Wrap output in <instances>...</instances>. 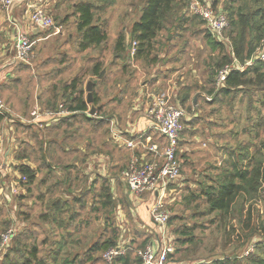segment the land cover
Returning <instances> with one entry per match:
<instances>
[{"label":"crops","instance_id":"obj_1","mask_svg":"<svg viewBox=\"0 0 264 264\" xmlns=\"http://www.w3.org/2000/svg\"><path fill=\"white\" fill-rule=\"evenodd\" d=\"M136 1L86 2L93 6V13L96 12L94 22L106 26L110 40H115L123 34L127 43L131 26L138 20L135 18ZM58 2L59 0H15L8 9H4L0 4V99L8 110V113L0 118V159L7 161L17 171V175L19 174L17 178L21 184L11 182L15 185L11 187L18 191L19 198L24 201L21 210L23 219L27 218V222L34 228H68L74 225L75 221L69 219L70 215L86 206L90 192L107 187L112 199L121 196L122 190L121 197L126 200L131 213V217L126 218L124 214H119L122 213L121 207L115 206L113 212L116 216L110 218V221L114 227H123L122 231L124 229V235L121 234L115 241L119 245L131 242L133 244L137 240L147 238L146 244L159 246L162 239L160 231L152 223L149 213L154 194L145 193L138 199L129 196L120 171L132 156L142 153L141 149L125 146L124 140L140 134H144L150 142L158 140L157 134L149 127L144 112L151 95L168 92L164 91V83L161 80L164 77H159L160 72L152 74L150 67L142 69L137 63L129 66L128 63L132 59L129 57L131 44H128L125 63L122 62L118 66L110 64V69L105 68L102 78L94 79L97 94L102 99L98 105L103 106V112L96 113L95 107L86 103V116L95 119L92 130L88 122L82 120V113L76 111L52 117L45 116L42 112L38 113L37 117L31 115L35 108L40 111L54 109L49 105L50 101L54 102L52 96L59 94L61 99L62 93L67 91L64 86L76 76V72L70 73L69 62H66L68 53L83 55L89 52V48L81 51L77 45L72 46V51H69L71 48L67 43L60 45L61 52L59 51L57 57L53 54L45 57L47 51H53L45 44L51 34H45V28L31 25L29 15L36 6L61 7ZM76 3L78 2H71L73 11ZM77 16L70 14V19L76 21ZM66 18L67 15L63 16V21ZM57 28L54 26L52 34L60 37L61 33ZM18 31L26 33L30 38L32 59L29 63L15 59L14 39ZM123 64L128 65L134 75L124 77L120 71ZM87 82L84 85L85 102ZM187 87L188 85L183 83L174 93L171 91L174 94V104L181 107V101L193 112L191 114L183 108L184 133L191 130L190 127L194 123L198 124L203 119V111L205 123H213L212 110H219L220 107V103H204L201 99L203 95L198 97V94H187ZM170 89L172 90V87ZM165 95L170 99L168 94ZM200 102L205 106L202 107L201 114L197 115L196 112L201 110ZM58 103L60 104V101ZM92 106L94 114L90 116L89 110ZM192 139L196 140L197 134ZM187 161L189 163V160ZM20 166L34 170L35 178L31 184L22 181L24 176L19 173ZM6 171L0 168V177H5ZM189 171L184 163L183 173L179 178L184 181L190 176ZM13 173L16 176L14 170ZM1 191L2 187L0 193ZM83 196L85 206L73 201ZM46 213L49 215L48 219L45 218ZM126 228L132 229L131 233L127 232ZM57 235L56 232L55 238ZM63 238L62 243H65L69 238L68 232Z\"/></svg>","mask_w":264,"mask_h":264},{"label":"rangeland","instance_id":"obj_2","mask_svg":"<svg viewBox=\"0 0 264 264\" xmlns=\"http://www.w3.org/2000/svg\"><path fill=\"white\" fill-rule=\"evenodd\" d=\"M72 1L80 2V0H59L57 4H60L61 7L55 8L53 5L45 7L54 24L45 28L46 30L44 31L45 34H51L45 44H48L53 49V51H47L45 57L51 56V54L57 57L61 44L68 43L69 48H71L69 51H72V46H78L80 35L76 32V21L75 19H70V14H75L70 7ZM89 1L96 2V0ZM223 1L217 0L219 3ZM185 2L186 4L180 3L173 6V13L169 14V21L172 20L171 23H167L165 29L157 36V44L156 47L154 46L155 50L151 53V56H155L156 61L149 63L148 58L145 62H137V64L142 69L150 67L154 75L156 72H160L159 77H164L161 78L164 83V91H168L164 92L163 95L168 94L169 100L172 101L173 93L185 83L188 85L187 94L192 96L198 94V97L203 95L201 99L207 105H210L212 100H216L215 103H221L222 111L218 114H213L215 126H211L205 123V111L202 112V107L205 104L200 102L201 110H198L196 114L199 115L202 112L203 119L198 124L194 123L193 126H189L191 130L185 133L184 131L181 132L178 146V157L182 162L181 173H183V165L185 163L190 170L188 173L190 176L186 177L184 181L181 178L178 179L177 183L171 187V192L165 203V209L168 211L169 218H171V220L169 219L170 222L167 221L165 226L168 234L165 238L170 241L174 251L180 250V253H175V260H171L167 264H212L215 260L233 259L234 257L244 260L245 255L251 252L255 245L264 243V238L258 233H253L246 237L242 245H225L226 239L223 231L225 219L217 211H210L207 205L204 204L203 199L195 196L200 190L198 184L209 185V181L206 180L207 176L214 177L216 167L219 164L226 166L228 163L226 152H216V148L220 144H226V148L238 149L240 147L243 148L247 142H252L247 137L251 133L248 132L246 134L245 131H254V129H251L252 125L256 120L264 118V76L259 77L262 78L259 85H254L257 79L254 74L249 73L248 77H253L254 80L252 84L233 87L230 94L223 97V101L218 100L219 98L215 96L217 90H219L215 85V75L220 68L215 72L216 63L222 55H228L230 60L232 59L233 45L230 38L232 32L230 23L225 31L227 41H225V47L221 55L218 51L211 50L207 46L203 24L198 18L188 12L189 0ZM144 3L145 0L136 1V19L139 18ZM66 15L67 18L63 21L62 17ZM54 26L58 27V32L61 33L60 37L57 34H52ZM246 39L247 42L250 36H246ZM130 43L133 42L129 38L127 44ZM243 50L244 52L246 51L245 48ZM107 53V51L101 49V46L91 48L89 52L83 55L75 52L68 53L66 62H69L70 73L76 72V76L81 78L79 87L82 86L83 90L87 81L97 79V76L92 73V67L95 62L104 58ZM107 56L108 58L103 67L104 70L110 69V61L118 65L123 62L120 59H114L111 54ZM91 58L92 60L94 58L92 62L88 60ZM128 64L129 66L136 64L134 58ZM126 68L127 71L121 73L124 77L134 75L128 65H126ZM260 72L264 73V66ZM170 87H172V90ZM210 90L211 92L214 91L212 95H209ZM55 99L61 103L63 102L59 94L55 95ZM178 100L180 101L181 99L179 98ZM172 104H174L173 101ZM180 104L186 112L193 114L184 103L180 101ZM59 105L66 109L63 103ZM88 126L90 130L94 128L91 122H88ZM13 128H16V126H13ZM229 130L237 131V137H227L224 140L214 142V136L222 137L218 133L229 132ZM196 134V140L198 141L192 139ZM256 140L255 138L253 142H256ZM183 160H189V163ZM0 168H4L5 171L8 170L5 177H0V188L2 187L0 193V264H22L29 257L28 253L32 247H37L38 257L45 259L49 264H114L112 262L113 259L108 262L103 254L108 249L119 244L115 241L112 243L113 246H106L105 240L110 233L109 230L105 231L104 223L105 218L116 216L115 212H113L116 205L121 207L122 213L119 214H124L126 218L131 217L127 202L121 197L123 195L122 190L121 196H115L112 199V205L108 208H104L100 199L96 197L98 190L91 191L86 206L75 216L74 225L62 230L47 229L48 227L39 229L34 228L26 219H23L21 210H23L24 201L19 198L18 191L13 190L11 187L15 186L11 182L19 183L17 178L19 174L17 175V171L13 166H10L2 158L0 159ZM13 170L16 172V176ZM122 188L123 186L120 189ZM261 201L262 203L260 204L264 210V199ZM119 228H116L118 237L121 234L124 235V229L123 231L121 230L123 227ZM126 230L131 233L132 229L126 228ZM8 231L12 232L13 236L6 243H1V236ZM181 231L186 232V235L182 234ZM56 232L58 234L57 238L54 236ZM66 232H68L69 238L65 243H62ZM41 238H45V243H39ZM186 238H192V242L183 246L177 243V240ZM95 244L98 245V249L92 251ZM131 259L134 260L132 257ZM134 262L132 261V263Z\"/></svg>","mask_w":264,"mask_h":264},{"label":"trees","instance_id":"obj_3","mask_svg":"<svg viewBox=\"0 0 264 264\" xmlns=\"http://www.w3.org/2000/svg\"><path fill=\"white\" fill-rule=\"evenodd\" d=\"M185 1L186 0H145L144 6L141 9V14L138 20L131 26L129 33V38L135 43V53L134 55H129L131 59L134 58L136 63L145 62L148 58L149 63L156 61L155 56H151V53L155 50L157 36L165 29L167 23H171L172 20L169 21V14L171 15V13H173V6L180 3L186 4ZM211 1L215 8L217 7L226 14L232 31L230 38L233 45L234 56L240 62H244L250 58L264 34V0H224L222 3L217 2V0ZM92 9L93 6L86 1L75 4L74 13L78 15L75 28L76 32L80 35L78 43L79 50L83 51L89 48L90 51L91 48L101 46L103 51L108 52L104 58L95 62L92 67L93 75L98 77L105 66L108 54H111L114 59H120L121 62L126 61V47L128 44L123 34L117 36L115 40H110L106 31V26L94 22V13ZM195 17L203 24L206 32L207 46H209L211 50H216L222 55L225 41H218L212 37L209 31H207L205 23L199 17ZM232 33L234 34L232 35ZM246 36H250L247 42ZM243 48L246 49L245 52ZM88 60L92 62L94 58L93 60L92 58ZM228 62H230L229 56L222 55L220 60L216 63L215 72ZM110 63L111 66H118L115 62ZM263 66L264 64L262 63H256L243 71H231L225 80L224 86L217 90L215 96L219 98L218 100L223 101V97L229 95L233 87L252 84L254 80L253 77H248L249 73L254 74L257 79L254 85H259L262 79L259 77L264 76V73L260 72ZM120 71L121 73L126 72V65L123 64ZM80 82L81 78L75 76L64 86V90L69 92L64 91L62 93V103L69 111L82 113V120L94 123L95 119L85 114L87 105L85 102L84 90L82 86L79 87ZM211 90L209 91V95L214 93V91L211 92ZM114 98L117 97L114 96ZM51 99L54 102L51 103L50 101L49 105L54 108L57 107L59 103L56 101L55 95L52 96ZM101 100V97L97 94L95 82L92 86V103L90 105L95 107L96 113L103 112V106L101 107V105H98ZM211 102L210 105L215 103L216 100H212ZM62 103L60 102V104ZM221 111V103L219 110H212L213 114H218ZM1 117L4 116L0 115V118ZM214 121L212 124H208L215 126ZM251 129H254V131L246 130L245 133H251V135H247V137H249L252 142H247L243 148H226V144H220V146L216 148V152H226L228 163L226 166H221V164H219L215 169L216 174L214 177L207 176L206 180L209 181V185L203 186L202 184H198L200 190L195 196L203 199L204 204L207 205L210 211H217V213L222 215L223 219H225V223H223V231L226 239L225 245H242L246 237L253 233H258L264 238V210L260 204L262 203L261 200L264 199V137L262 138L264 134V118L256 120ZM218 134L222 135V137L214 136V142L224 140L227 137L234 138L238 135L237 131L233 130ZM255 138L257 140L253 142ZM228 149L230 150L229 152ZM243 162H245V164H243ZM210 168L213 169L211 166ZM19 173L25 177V184H31L34 181V170H31L29 167L20 166ZM96 197L100 199L101 205L104 208H108L112 205V197L107 187H102L97 191ZM73 201L78 205L85 206L84 196L81 198L78 197ZM59 209L60 207L58 210ZM79 213L80 209L72 212L69 219L73 222L75 216ZM48 216L49 215L46 213L45 218L48 219ZM169 219L171 220V218ZM169 219L168 221L170 222ZM104 224L105 231L109 230L110 233L108 235L109 237L105 240V244L108 247L113 246L112 243L118 238L117 229L113 226L109 217L105 218ZM181 233L186 235V232L181 231ZM146 240L147 238H143L141 241L137 240L133 242V244H131L132 242L129 243L126 246L124 254L117 255L113 258L112 262L114 264H141L136 255V249L143 248L146 244ZM44 241L45 238H41L39 243H45ZM191 242L192 238L177 240L180 246ZM96 249H98V245L95 244L92 251ZM254 249L245 255L246 257H244V260H239L234 257L233 259L226 258L223 260H215L212 264H264V243H258L255 245ZM260 250L261 252L259 253ZM175 253H180V250H175L173 254L168 257L167 262L175 260ZM28 254L29 257L22 264H49L45 259L38 257L37 247H32ZM131 257L134 260H132ZM132 261L135 262L132 263Z\"/></svg>","mask_w":264,"mask_h":264},{"label":"built area","instance_id":"obj_4","mask_svg":"<svg viewBox=\"0 0 264 264\" xmlns=\"http://www.w3.org/2000/svg\"><path fill=\"white\" fill-rule=\"evenodd\" d=\"M15 0H0L4 9H8ZM188 11L199 17L204 23L207 31L218 41H227L225 31L229 20L226 14L212 5L211 0H189ZM29 22L33 26L48 28L53 26V19L47 13L44 6H36L29 15ZM15 59L29 63L32 59V44L28 35L18 31L14 39ZM135 43L129 49V55H134ZM231 53L232 59L224 64L215 75V85L221 88L225 84L228 74L235 71H243L256 63L264 64V34L259 46L251 54L250 58L240 62ZM45 116H62L71 113L68 109L58 105L54 109L40 111L35 108L31 115L37 117L38 113ZM8 110L5 103L0 99V115H6ZM145 118L149 127L157 134V141L150 142L144 134L124 140L125 146L131 149H141L142 153L132 156L126 166L121 170L120 176L123 180L128 195L135 199L145 193H153L154 201L149 213L151 221L160 231L161 243L159 246L146 244L143 248L136 249V255L141 264H167L168 257L173 254L174 248L165 237L166 223L169 219L165 203L171 192V187L177 183L181 175V161L178 157V146L180 135L183 130V119L185 111L182 107L172 104L163 94H153L146 105ZM1 154V152H0ZM25 177L22 178V181ZM13 233L8 231L1 236V243H6ZM122 244L108 249L104 258L110 262L114 257L124 254L126 246Z\"/></svg>","mask_w":264,"mask_h":264},{"label":"water","instance_id":"obj_5","mask_svg":"<svg viewBox=\"0 0 264 264\" xmlns=\"http://www.w3.org/2000/svg\"><path fill=\"white\" fill-rule=\"evenodd\" d=\"M105 70L103 69L100 74L98 75L97 79L102 78ZM96 82V80H90L87 82L85 90H86V103L91 104L92 103V86ZM89 114L93 115L94 114V107L92 106L89 110Z\"/></svg>","mask_w":264,"mask_h":264}]
</instances>
